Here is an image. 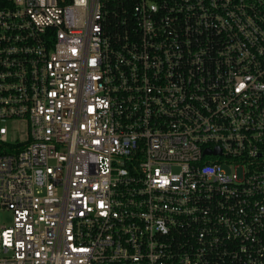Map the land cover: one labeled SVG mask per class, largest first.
Masks as SVG:
<instances>
[{"label":"built area","instance_id":"obj_1","mask_svg":"<svg viewBox=\"0 0 264 264\" xmlns=\"http://www.w3.org/2000/svg\"><path fill=\"white\" fill-rule=\"evenodd\" d=\"M0 264H264V0H0Z\"/></svg>","mask_w":264,"mask_h":264},{"label":"rangeland","instance_id":"obj_2","mask_svg":"<svg viewBox=\"0 0 264 264\" xmlns=\"http://www.w3.org/2000/svg\"><path fill=\"white\" fill-rule=\"evenodd\" d=\"M20 125H22V124H20ZM8 126H9V128H10V130H9V138H10L11 140H14V138L16 137V134H15V133L13 134V133L11 132V128H13V126H14V128L17 129L18 126H19V124L16 123V124L12 125V123H9ZM17 136L22 137L23 135H17ZM25 136H26V135H25ZM25 136H23V137H25Z\"/></svg>","mask_w":264,"mask_h":264},{"label":"water","instance_id":"obj_3","mask_svg":"<svg viewBox=\"0 0 264 264\" xmlns=\"http://www.w3.org/2000/svg\"><path fill=\"white\" fill-rule=\"evenodd\" d=\"M206 152H207V153H209V152H210V150H207Z\"/></svg>","mask_w":264,"mask_h":264}]
</instances>
